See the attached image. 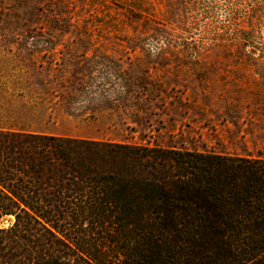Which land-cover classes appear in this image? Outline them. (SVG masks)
Here are the masks:
<instances>
[{"label":"rangeland","instance_id":"1","mask_svg":"<svg viewBox=\"0 0 264 264\" xmlns=\"http://www.w3.org/2000/svg\"><path fill=\"white\" fill-rule=\"evenodd\" d=\"M0 130L264 160V0H0ZM0 217V264H82Z\"/></svg>","mask_w":264,"mask_h":264},{"label":"trees","instance_id":"2","mask_svg":"<svg viewBox=\"0 0 264 264\" xmlns=\"http://www.w3.org/2000/svg\"><path fill=\"white\" fill-rule=\"evenodd\" d=\"M82 264H264V160L0 130V217Z\"/></svg>","mask_w":264,"mask_h":264}]
</instances>
